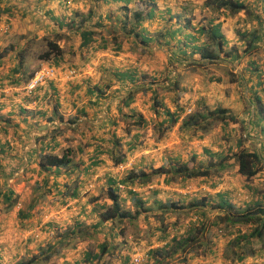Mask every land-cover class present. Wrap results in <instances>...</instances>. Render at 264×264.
I'll list each match as a JSON object with an SVG mask.
<instances>
[{"label": "crops", "instance_id": "crops-1", "mask_svg": "<svg viewBox=\"0 0 264 264\" xmlns=\"http://www.w3.org/2000/svg\"><path fill=\"white\" fill-rule=\"evenodd\" d=\"M204 1L0 0V47L16 35L22 38L11 60L7 55L0 58L4 59L0 177L8 176L0 190L15 194L19 210L25 209L21 201L31 210L22 218L15 208L3 213L1 264L32 256L36 259L29 264H132L137 255L139 264H264V227L255 237L259 245L255 257L241 263L223 257L226 244L241 230L223 221L225 210L215 207L218 196H223L238 210L260 211V219L246 224L241 233L251 235L257 225L264 224V0H239L245 8L235 14L212 11L204 7ZM136 11L142 12L141 19L134 16ZM203 24H218L227 56L202 58L197 49L210 45L199 34ZM55 34L60 35L61 54L36 58L31 67L46 62L61 72L70 65L77 73L67 79L65 70L63 76L48 79L29 93L16 91L14 87L24 79L22 67L16 66L17 53H24L31 39L41 41ZM210 62L227 67L229 76L208 71L205 64ZM14 79L17 85L11 83ZM176 81L180 88L172 91ZM218 107L238 121L213 124L207 132L182 125L188 108L203 113ZM164 108L171 112L183 108L174 126L166 127L169 119ZM161 123L162 135L157 132ZM241 149L260 157V169L251 182L238 172L235 155ZM67 150V164L40 166L41 152L60 156ZM118 153L133 164L121 177L135 170L152 179L132 188L138 205L128 189L117 190L120 199L127 200L124 208L138 211L136 234H128L127 240L110 230L112 219L100 218L111 203L106 196L109 182L120 178L112 160ZM182 163L214 173L186 180L179 176V181H173L174 169ZM158 168L163 171H154ZM55 208L60 212L64 208L62 216L71 222L64 239L79 236L84 221L90 234L102 237L100 241L112 236L115 242L106 252L98 248L93 252L86 240L82 250L76 247L61 254L59 262L53 260L57 258L51 252L54 244L38 250L49 239L46 233L40 235L42 246L30 249L36 244L22 240L20 231L43 220L39 210ZM227 224L233 233L219 234ZM86 235L79 239H89ZM174 237L194 239L196 248L172 251ZM117 241L132 252L114 249ZM95 246L101 248L102 242ZM208 256L216 259H202Z\"/></svg>", "mask_w": 264, "mask_h": 264}, {"label": "trees", "instance_id": "trees-1", "mask_svg": "<svg viewBox=\"0 0 264 264\" xmlns=\"http://www.w3.org/2000/svg\"><path fill=\"white\" fill-rule=\"evenodd\" d=\"M144 3V2H142ZM204 7L211 9L212 11H219L221 9L227 10L230 14H235L241 9L245 8V5L240 2L239 0H205L203 3ZM134 16L138 19H141L142 12L136 11ZM90 33V32H89ZM199 34H203L206 38V41L210 42V45L204 44L201 48L197 50L200 52L202 58L204 59H215L219 56H227L229 51L224 50L225 39L222 33L219 30L218 24H203L199 29ZM239 37L243 38V35L239 34ZM60 38L59 34H55L47 41L46 48L42 52H40L36 57L39 59H50L55 58L61 54L60 46L57 40ZM18 35L12 37V40L3 47H0V58L11 54L16 46L21 41ZM251 42V40H250ZM212 44L215 46L213 49L211 46ZM18 59H20L18 66H22L23 59L21 60L23 53L18 52ZM30 75V74H29ZM28 79L26 76L23 79V83H25ZM11 83L14 85L18 84V81L14 79ZM181 109H178V112H171L169 109L164 108L163 114L169 119L168 124L166 127H170L171 125L175 124L180 117ZM236 122L238 121L237 117L228 112L227 109L218 107L213 110H206L203 113L193 112L187 114L183 118L182 125L183 126H195L198 130L202 132H207L212 128V125L217 122ZM164 122V121H162ZM215 122V123H214ZM164 124H159V128L163 127ZM158 137V136H157ZM68 150L63 152L60 156L51 154L48 152H41L39 154V163L41 167L47 166H60L65 165L69 162L68 157ZM112 160L114 162L113 166H117L120 163L124 162L125 156L121 153L115 154L112 156ZM235 160L238 164V172L245 177L247 182H251L258 170L260 169V157L257 153L253 151H247L241 149L235 155ZM176 173L172 175L182 176V179L186 180L192 177H201V176H209L210 174L214 173L211 169H198L192 166L191 163H182L178 164V166L174 169ZM157 173L163 171V168H158L156 170ZM134 179H138L136 182H133ZM152 179L150 176H147L143 171H135L131 170L128 174L123 175L120 178H116L110 180L109 186L106 189V196L110 199L111 203L109 206L105 207L104 211L100 213V218L105 221L109 219L119 218H133L136 217L138 214L137 209L132 212L129 209L122 208L121 201H120V194L117 190V184L122 183L125 185V189H128L130 192L131 197L134 199L136 205L140 203L138 198L134 197V193L132 192V188L134 186H142L146 185L151 182ZM124 189V190H125ZM9 191L0 190V196L2 200L6 203L5 211L8 212L11 210L13 205L17 201V197L13 199H9ZM204 200V199H203ZM215 207H219L225 210L224 215L221 217L223 221L230 224L233 228L236 225H246L249 223H254L257 219H260L258 213L260 211H249L247 209L238 210L235 208V205L232 202L226 200L223 196H218V203ZM18 214L22 217L23 210H19ZM227 224V227H229ZM264 224L257 225L254 230L251 232V235L239 233L234 236L231 240L228 241L226 244V248L224 253L222 254L225 259H228L232 263H241L247 257H255L257 255V251L259 250L258 240L255 238L256 236H260L262 234ZM233 233L232 229H229L226 234ZM194 240V239H193ZM193 240L184 241L182 239H177L176 237L172 238V244L170 250L176 251L178 248H181L182 251L186 249V247H190L192 250L196 248L194 244H192ZM105 245L101 246V252L105 249ZM196 252H193V254ZM36 259V256H32L29 258L28 261L18 260L13 264H29L32 260ZM1 264V263H0Z\"/></svg>", "mask_w": 264, "mask_h": 264}, {"label": "rangeland", "instance_id": "rangeland-1", "mask_svg": "<svg viewBox=\"0 0 264 264\" xmlns=\"http://www.w3.org/2000/svg\"><path fill=\"white\" fill-rule=\"evenodd\" d=\"M4 24H5L4 25V29H5L6 23H4ZM2 29H3V26H1V30ZM3 32L4 33H2V34L5 35L8 32V30L7 31H3ZM52 36H54V35H52ZM52 36H49V37H47L45 39H42L41 41L40 40H33V39H31L30 40V43H26L25 48L23 49L24 50V53H23V56L21 58V60L23 59V63H22V66H21L22 67V70L24 72L23 78H25L30 72L32 73L33 70L36 68V67L35 68H32L31 67V64L33 63V61L36 60V58H37L36 56L40 52H42L43 50H45L47 41L49 39H51ZM4 40H5V38L2 39V41H4ZM7 56H9V58H7L8 60H11L12 59V53H11V55L8 54ZM2 60H4V59H2ZM2 60H0V73L4 72V69L1 68L2 67L1 65H2V62H3ZM5 63H6V61H5ZM47 64H49V63H47ZM50 65H52V64H50ZM5 66L6 67H10L8 64H5L4 67ZM16 66H18V64ZM205 66H206L205 68H209L208 71H210V72H214V73H217L218 72L220 74H224V75L229 76V71H228V68L227 67H222V66L214 67L215 65H213L212 62H210L208 64H205ZM71 68H74V67H70V65H68V66H65L64 68H62L61 72H58L56 70L55 76H57L58 78H59L60 75L63 76L62 73H64L65 70H66L67 71V77H65V78H67V79L72 78L73 76H69V74H68V70L71 69ZM211 68H215V70L212 71ZM55 69H57V68H55ZM74 69H76V68H74ZM30 70H32V71H30ZM31 73H30V75H31ZM12 75L15 76L14 74H12ZM19 79H20V77H19ZM179 84L180 83L178 81H176V83L171 88L172 91H173V89L180 88L179 87L180 86ZM0 97H1V95H0ZM180 109H183V108H180ZM187 111H190L189 112L190 114L192 112L191 111V108H188ZM218 123L219 122H217L215 124L217 125ZM174 125L175 124H173V126ZM164 127L165 126L163 125V127L158 128V131L157 132H159L160 135H162L164 133V132L162 133ZM242 132H243V130H241V135H242ZM241 138L245 139V137H241ZM124 163L125 162L120 163V164H124ZM120 164H118L117 166H114V168H115L114 173L117 174V176H120V175H122V173H125L124 171L117 170V167ZM174 176L175 177L174 178L172 177L173 178L172 180L173 181H176V180L179 181V179L177 178L178 176L177 175H174ZM7 179H8V176H2V177H0V189L6 186V184L8 183L7 182ZM6 190H7L6 188L3 189V191H6ZM121 194H123V193H121ZM126 196H127V194H126ZM14 197H15V194L12 193V191H9V199L11 200ZM44 198L46 199V197H44ZM58 198H60V197L55 198V200L57 201ZM120 200L122 202L123 201V197H121ZM21 203H22V207L25 208V209L22 208L23 213H27L28 211H31L29 209L30 206L27 207V202H24V201L22 202L21 201ZM57 203L59 204V202H57ZM127 204H128L127 203V200H124L122 202L123 208L125 206H127ZM5 208H6V203L2 200V197L0 196V218H1L0 223H2L6 219V217H4L5 214H3V213L6 212L5 211ZM13 208H15V212H16L17 210H19L21 208V204L18 201H16V203L13 205V207L11 208V210ZM240 208H243V207L241 206ZM58 209L59 208H55L53 210H50V209L49 210H44V211H46L45 213L42 212L43 211L42 209L39 210V214H41V216L44 215L43 216V220H39V223L37 225L27 226L23 230L20 231L21 236H22V240L27 241V243L33 241V243L36 244L33 247H31L30 249H36V246H42V245L39 244V241L41 239L40 238V235L43 234V233H46L49 236V239H48V241H44V245L42 247L38 248V250H40L41 248H45L47 250L46 247L48 245L54 244L55 247H54L53 251H51V252L57 253V258H55L53 260H54V262H59L60 261L61 254L66 253V252H72V249L73 248H76V247L79 248V251L82 250V248L84 247V244H86V240H89L90 241L89 242V245H92V246H90L91 247L90 248L91 249L90 251H93V252L95 251L96 248H98V252L101 251V248L95 246L98 243H101L102 242V245H105L106 246L105 249L103 250V252H106L108 250L109 245L110 244H113L115 242V240H113L112 236H110L109 239H105L104 241H100V240H102V237L101 236H98L97 234H94V233L93 234H90L87 231V229H86V227L88 225H86V223L84 221H83V225L81 227L82 229L79 230V232H82V233L78 234L79 236H75L74 238H72L70 240L69 239H64V238H66L65 235L68 233V228H70V226H71V225H69V224H71V222L68 223L67 222V219H65L66 217L63 218V216H62V214H63L62 212H64L65 209L62 208L63 210L61 212ZM60 216H62V218H61L60 221H58V218ZM7 217H8V214H7ZM19 217L22 218L21 216H19ZM16 218H15V220H18ZM44 226H46V227L44 228ZM236 226H238V228L241 230V232L244 231V230L246 231V229H247L246 225H244V224H242V225H236ZM236 226L233 227V229H235ZM136 227H137L136 217H133V218H125V219L114 218L113 219V223L110 226V230L113 229L114 232L116 233V235H119L120 234V236L122 238H124L125 240H127V235L128 234H132V235H135L136 234V231H137ZM228 230H229V228L226 226V227H224L222 229V231L220 233L219 232L218 233L221 234V235H225L226 232H228ZM27 231H31V233L29 234V236H28V233H26ZM22 234L25 235L26 237L25 236L23 237ZM81 234L82 235L85 234V236H87L86 234H88V235H90V238L89 239H86V237H85L84 239H79V237H80ZM0 239H2V238L0 237ZM52 241H53V243H51ZM56 241L58 242V244H55ZM45 243L47 245H45ZM2 244H4V241H2ZM117 244L118 245L114 246V249H117V250L120 249L119 252H125L126 251V248L128 249V252H132V248H129L130 246L129 247H125V245L122 246V242L121 241H117ZM86 247H87V245H86ZM92 248H94V249H92ZM205 255H207L206 252H203V256H205ZM202 259H204V260L205 259L211 260V259H216V257L215 256L214 257L213 256H208V258H202ZM44 263L47 264L46 262H44Z\"/></svg>", "mask_w": 264, "mask_h": 264}, {"label": "built area", "instance_id": "built-area-1", "mask_svg": "<svg viewBox=\"0 0 264 264\" xmlns=\"http://www.w3.org/2000/svg\"><path fill=\"white\" fill-rule=\"evenodd\" d=\"M55 73H56V69L54 66L47 63H41L38 65V67H36L33 70V72L31 73V75L29 76L28 80L25 83H23L20 86L14 87V89L21 93H29L33 91L36 87H38L40 84H42L44 81L53 78L55 76ZM76 73L77 71L74 68L68 70L69 76H74ZM131 165H132V161L128 160L124 164H120L117 167V170L125 171L129 169ZM117 188L119 190H124L125 185L122 183H118ZM26 233H28L29 236L31 231H27ZM140 261H141L140 255L134 256L132 258V264H139ZM192 264H217V263L211 262V263H192Z\"/></svg>", "mask_w": 264, "mask_h": 264}]
</instances>
